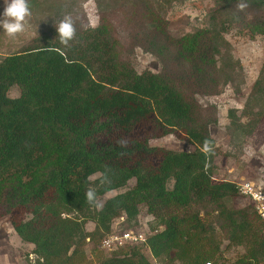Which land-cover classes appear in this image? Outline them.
<instances>
[{
  "label": "trees",
  "instance_id": "16d2710c",
  "mask_svg": "<svg viewBox=\"0 0 264 264\" xmlns=\"http://www.w3.org/2000/svg\"><path fill=\"white\" fill-rule=\"evenodd\" d=\"M120 2V23L129 32L124 55L104 13L96 27L73 19L76 35L64 46L55 26L71 15L64 0H28L31 14L47 22L0 61V211L30 216L12 222L19 240L33 246L36 259L26 264H86L88 243L98 264H152L137 247L106 257L97 250L114 232V220L130 227L141 208L155 221L146 244L158 264H220L225 250L241 246L245 253L230 264H263L264 222L251 207H228L238 193L234 183L215 179L219 150L209 132L215 110L197 97L220 95L235 83L241 66L225 35L235 29L249 39L264 36V0H214L208 25L178 37L164 17L171 0ZM134 48L153 56L160 71L137 73ZM13 87L16 98L9 96ZM254 106L263 108L254 115ZM245 111L257 119L245 125L229 110V128L251 134L264 111V63ZM145 123L163 136H180L194 150L124 140ZM144 154L157 163L143 160ZM215 228L226 242L223 251Z\"/></svg>",
  "mask_w": 264,
  "mask_h": 264
},
{
  "label": "rangeland",
  "instance_id": "374dc122",
  "mask_svg": "<svg viewBox=\"0 0 264 264\" xmlns=\"http://www.w3.org/2000/svg\"><path fill=\"white\" fill-rule=\"evenodd\" d=\"M9 2L10 0H0V15L4 11L5 3ZM119 3H121L120 0H64L65 11L71 12L72 19L79 20L85 26L96 27L103 13L108 18L110 17L116 33L121 37L120 42L124 55L126 47L129 46V32L125 24L120 23L123 16L117 10ZM213 7L214 0H171L170 4L164 7V17L168 22L169 33L178 37L206 27L208 25V14L213 10ZM124 14L130 16L132 10L126 8ZM46 22L45 18L39 14H31L26 19L25 30L14 37L8 36L3 29H0V61L6 55L15 53L21 46L37 37ZM225 39L229 43L234 58L241 66V72L235 83L232 86H227L220 95L197 97V101L202 107L210 106L214 108L217 119V123L209 128L210 136L219 150L214 159L216 166L215 179L216 181H228L234 184L250 182L261 188L264 193V111L259 118V124L251 134L230 129V122L227 117L229 110H235L240 122L246 125L250 120L257 119L254 115L258 114L263 108L254 106L251 109L254 115L244 116L246 113V100L264 63V36L249 39L244 34L232 29L225 35ZM130 60L137 73L146 70L158 73L161 69L159 62L140 48L133 49ZM18 95L19 91L16 87H13L9 92L11 98H16ZM123 138L124 140L136 139L141 143H146L149 147L159 149L186 152L194 150V147L180 136L176 134L163 136L147 123L140 125L133 133L125 135ZM142 159L152 164L157 163V160L148 154H144ZM97 178L98 175H95L90 180L94 181ZM133 185L134 181H130L126 188H132ZM119 192L124 191L119 190L105 194L97 200V206L101 207L105 200ZM227 204L231 209L251 207L254 211L251 201L239 194L229 200ZM211 215L214 217V214ZM29 217L28 214L19 209L13 211L11 215H6L0 211V264H26L32 262V258L34 259L33 246L21 242L14 233L12 225V222L26 220ZM154 225L155 221L152 217L145 213L144 208H141L137 223L130 227L137 226V229L147 234L150 232L151 235L154 233L151 231ZM130 227H127L125 223H121L118 219L114 220L112 224V229L117 233ZM93 228L92 223L86 224L87 231H92ZM214 238L217 242L221 241L223 251L226 242L223 240V235L216 228ZM97 250L105 257L110 254L103 251L100 244ZM85 251L87 255L86 264H98L97 255L92 253L93 246L91 244L88 243ZM144 252V255L150 260L149 253L146 250ZM244 253L242 246L230 247L223 252L220 264L233 263Z\"/></svg>",
  "mask_w": 264,
  "mask_h": 264
},
{
  "label": "built area",
  "instance_id": "2783aa9c",
  "mask_svg": "<svg viewBox=\"0 0 264 264\" xmlns=\"http://www.w3.org/2000/svg\"><path fill=\"white\" fill-rule=\"evenodd\" d=\"M235 186L239 195L244 196L251 201L255 213L259 219L264 222V193L262 192V189L250 182L235 184ZM148 236H150V232L147 234L137 228L122 231L120 233L114 231L101 241L100 247L103 251L108 253L117 251L124 247H137L143 254L145 253L144 250L149 253L150 262L152 264H158L153 259L149 249L147 248L146 240ZM35 259L36 257H34V259L32 258L31 263H34Z\"/></svg>",
  "mask_w": 264,
  "mask_h": 264
},
{
  "label": "clouds",
  "instance_id": "9594fccd",
  "mask_svg": "<svg viewBox=\"0 0 264 264\" xmlns=\"http://www.w3.org/2000/svg\"><path fill=\"white\" fill-rule=\"evenodd\" d=\"M237 7L243 10L246 4L241 2ZM30 16L31 10L28 0H10L9 3H5L4 11L0 15V29H3L8 36L14 37L25 30L26 19ZM55 26L59 42L68 46L76 35L75 23L71 15H65ZM92 195L91 192L86 193L89 200L92 199ZM208 264H211V261Z\"/></svg>",
  "mask_w": 264,
  "mask_h": 264
}]
</instances>
